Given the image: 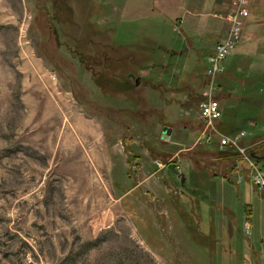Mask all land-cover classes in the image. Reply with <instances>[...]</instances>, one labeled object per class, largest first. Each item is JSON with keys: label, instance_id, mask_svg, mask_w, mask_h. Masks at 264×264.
Returning <instances> with one entry per match:
<instances>
[{"label": "rangeland", "instance_id": "374dc122", "mask_svg": "<svg viewBox=\"0 0 264 264\" xmlns=\"http://www.w3.org/2000/svg\"><path fill=\"white\" fill-rule=\"evenodd\" d=\"M229 2L0 0V264H264V197L239 152L264 170V81L231 65L222 85L205 66L216 42L207 55L186 39ZM170 92L186 127L184 111L153 110ZM208 97L219 117L204 132L193 106ZM180 150L193 156L179 170ZM145 159L160 165L149 178Z\"/></svg>", "mask_w": 264, "mask_h": 264}, {"label": "crops", "instance_id": "0c3cea01", "mask_svg": "<svg viewBox=\"0 0 264 264\" xmlns=\"http://www.w3.org/2000/svg\"><path fill=\"white\" fill-rule=\"evenodd\" d=\"M174 1H177L179 4L185 0H174ZM227 5H228V3L225 6L226 8H227ZM226 8H224V10ZM247 9H248L249 16L244 22L242 32H241L240 42H239L238 46L235 48V50L223 62V63H225V62L226 63L222 65L223 70L219 75V77L221 79L220 82L222 85H223V83H222L223 80H225L227 78H229L230 80H233L232 75L230 73L224 74L226 67L231 66V65L237 67V69L240 71L243 70L244 67H248L253 72L252 79H255L257 81H264V0H248ZM201 22H197V20H196V22L194 23L195 25H193L192 27H188V29L186 30L188 38L186 37V39H188V41L191 42V43H189V45L190 44L192 45V43H193L192 47L197 48L199 51L207 49V52H208L207 55H208L210 53V51L212 50L214 42H217L220 38L223 37L227 24L224 21H219L216 24L211 23L210 25H207V24L201 23ZM189 36H190V38H189ZM201 38H205L206 40L203 41V39L201 40ZM207 38H212V39L215 38L212 41L213 44L210 45L209 43H211V42H209L207 40ZM191 45H190V47H191ZM204 62H205V59H204ZM205 66H206V63H205ZM145 74L148 75V73H145ZM128 77H130V75ZM206 79H207V76H206L205 68H204V71L202 74H198V73L193 74L190 78L191 82L186 84L187 86L185 85L183 88L185 89V92L189 91L191 93L193 86L198 87V85H199V89H198V92L196 94V95H198L199 91H200V87L203 85V83L206 81ZM135 80H137V78ZM157 80H159V78ZM194 82H196L197 85H195ZM168 92H169V90L166 91V93H168ZM167 95L168 96L163 101V104L161 106H158V107L157 106L153 107V110L154 111H161V112H162V110L164 112L165 109H169L170 111L175 110L176 112H180V111L183 112L184 111L185 114L184 115L182 114L180 116L181 118H183V120L180 123L182 126L185 125L184 127H186V125L187 124L189 125V123H190L189 122L190 120H188L189 119L188 116L190 114H188L185 110V109H187V110L191 109L188 107L189 103L188 104L184 103L183 100H181V102L179 103V109L178 108L175 109L173 107H175L176 105L172 101L175 93L170 92ZM189 95H190V98L194 97V96H191V94H189ZM226 100L227 99H225L221 102L222 114H223V108H224L223 104H224V102H226ZM176 102H178V101H176ZM258 103H259L258 105L260 106V111L264 112V96L260 98ZM167 104H170V107ZM163 106H165V107L163 108ZM193 108L196 110V105H194ZM177 123L178 122L174 123V122L168 121V120L163 122V123L160 122L161 128H159V131H160L159 140H161L160 139L162 137L161 132H162V129L164 127L169 128L171 130V133L168 136V140H170L172 138L173 130L177 126ZM251 126H255V125L251 124ZM219 127L224 132H229L231 130H235V128L232 126V124L222 122V121L219 122ZM149 151H150V157L151 158L152 157L157 158V155H160L158 153H155V151L152 148L149 149ZM181 151L182 150L177 151L173 155V158H177V160H178V163H176L175 165L177 166V168L179 170L181 168L179 163L180 162L190 163V158H191L190 156H193V155L189 156V154H183V152H181ZM155 160H158V159H155ZM259 160L261 161V158ZM138 161H140V160H138ZM138 161L136 160L135 163L138 164ZM139 163H140L138 165L139 168L144 169L146 171V174H148V178L152 177L153 175H155V173L160 171L157 168V165L154 163V160H152V159H148V160L145 159ZM154 167H155V169H154ZM119 169H120V166H119ZM231 169L229 171L231 173L238 172L237 167L235 169H234V167H232ZM211 175H215V173H213ZM223 181H224V183L227 182L225 180H223ZM242 183L248 184V186L250 187V192H252V193L255 192L248 182H240L236 185L232 184V183H228V185H231L230 189H233L232 187L234 186L235 187L234 189H236L235 190L236 193L239 194V185ZM140 185H142V184L139 182L137 184V186H140ZM221 189H222L221 191L223 193H225V192L226 193H232L231 190H229V188H227L225 190V184H223L221 186ZM234 189H233V191H234ZM252 200H254L253 197H252ZM249 207H250V209L247 207L249 209L248 215H251L253 213V207L251 205Z\"/></svg>", "mask_w": 264, "mask_h": 264}, {"label": "built area", "instance_id": "2783aa9c", "mask_svg": "<svg viewBox=\"0 0 264 264\" xmlns=\"http://www.w3.org/2000/svg\"><path fill=\"white\" fill-rule=\"evenodd\" d=\"M247 5L248 0H230L227 12L223 17L214 15L215 18L223 19L227 23L228 29L225 35L215 43L212 54H210L206 60L208 75L215 76L220 74L222 72L223 62L238 46L244 22L249 16ZM196 109L203 126V131L205 132L210 128L212 121L219 117L218 103L211 97H208L206 101L199 103ZM227 142L229 141L226 139L220 141L222 145H226ZM236 143L237 138L232 141V144L235 146ZM239 152L240 157L247 159L250 163L249 174L251 185L264 197V170L254 167L255 163L253 161H255V159L252 156L254 155V147L249 146L239 149ZM158 166L160 167V165ZM244 230L246 233H249V226L247 223L244 224Z\"/></svg>", "mask_w": 264, "mask_h": 264}, {"label": "water", "instance_id": "95a60500", "mask_svg": "<svg viewBox=\"0 0 264 264\" xmlns=\"http://www.w3.org/2000/svg\"><path fill=\"white\" fill-rule=\"evenodd\" d=\"M138 83V81L136 80L135 81V84H137ZM170 133H171V130L169 129V128H163L162 129V132H161V135H162V137H168L169 135H170ZM253 157H254V155H252ZM167 169L169 170V171H171L173 174H175L177 177H179V178H183V176L176 170V168H175V165L174 164H169L168 166H167Z\"/></svg>", "mask_w": 264, "mask_h": 264}, {"label": "trees", "instance_id": "16d2710c", "mask_svg": "<svg viewBox=\"0 0 264 264\" xmlns=\"http://www.w3.org/2000/svg\"><path fill=\"white\" fill-rule=\"evenodd\" d=\"M255 149V148H254Z\"/></svg>", "mask_w": 264, "mask_h": 264}]
</instances>
